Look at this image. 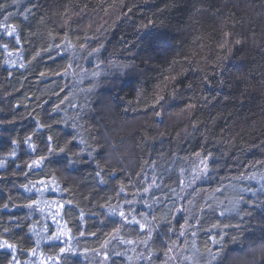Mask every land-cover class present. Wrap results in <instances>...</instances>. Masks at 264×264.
<instances>
[{
	"label": "clouds",
	"instance_id": "9594fccd",
	"mask_svg": "<svg viewBox=\"0 0 264 264\" xmlns=\"http://www.w3.org/2000/svg\"><path fill=\"white\" fill-rule=\"evenodd\" d=\"M46 2L50 10L46 17L50 15L60 26L65 12L78 17L87 47L73 50L69 46L66 51L89 63L102 59L107 69L128 71L110 74L112 85L105 79L94 83L95 103L86 112V138L76 121H64L61 137L50 127L54 118L28 120L26 98L15 96V85L8 88L6 82L0 83V139L15 145L0 151V176L25 174L9 172L8 165L20 144H26L31 154L24 165L31 163L58 175L70 189L68 199L74 201L65 212L74 229L71 239H66L67 225L64 232L57 225L55 235H44L46 229L36 233V248L49 243L61 257L60 264H192L196 242L203 243L200 236L208 235L202 232L204 226L223 220L217 215L220 208L255 207L264 199V159H256L264 157V76L249 79V62L240 58L241 53L257 48V55L264 56V47L257 45L258 38L264 43V0H184L179 20L187 17V28L169 29L147 59L167 62L180 44L191 50L193 31L201 33L200 43L189 55L186 75L181 73L179 81L169 82L141 101L149 104L145 112L124 111L116 93L117 83L139 76L137 60L145 58L136 51L134 59H114L123 55L119 50L123 42L116 40L118 32L111 29L132 30L141 39L151 34L146 27L157 31L151 25L137 26L133 20L140 8L151 6L150 0ZM109 36L112 41L105 47ZM6 63L11 67L13 62ZM106 96L115 107L111 117L101 110ZM19 105H25L23 110ZM17 121L27 123L18 126ZM17 127L27 129L23 136ZM195 147H203V153L193 155ZM13 186L26 193L22 199L28 211L22 220L36 212L43 214L44 206H50L46 191L31 181ZM34 190L39 194L35 207L28 203ZM48 191L63 198L60 185L49 186ZM92 232L95 239L89 238Z\"/></svg>",
	"mask_w": 264,
	"mask_h": 264
},
{
	"label": "trees",
	"instance_id": "16d2710c",
	"mask_svg": "<svg viewBox=\"0 0 264 264\" xmlns=\"http://www.w3.org/2000/svg\"><path fill=\"white\" fill-rule=\"evenodd\" d=\"M63 3L67 4L68 0H63ZM150 5L140 8L133 17L137 26L151 25L157 29L152 32L151 28L146 27L145 30L151 33L149 36L141 39L134 36L132 30L120 31L118 26L111 29L113 33L118 32L116 40L123 42L119 49L123 55L114 59L123 60L125 56L134 59L136 51L145 58L137 60L139 76L135 80L127 78L116 84V93L124 104V111H148L149 104L141 101L153 92L166 88L169 82L179 81L181 73L187 74L189 55L195 53V46L201 40V33L193 31L190 37L193 45L191 50L180 44L167 62L147 59L167 38L169 29L178 31L187 28L189 22L187 17L183 22L179 20L184 15V0H150ZM46 12H50L46 0H0V83L6 82L8 88L15 85V96L18 99L26 98V107L31 112L28 120L40 119L43 122L54 118L56 122L51 123L50 127L59 132L61 137L66 127L64 121L68 124L76 121L81 125V136L86 138V112L95 103L92 96L94 83L98 79H105L112 85L110 74L128 70L107 69L104 67L106 62L102 59L89 63L87 59L74 55V51H66L69 46L73 50L87 47L83 43L78 17L69 16L65 12L66 19L63 26H60L53 22L50 15L46 17ZM213 12L218 14V9H213ZM128 14L131 15V12ZM160 25H168L169 28L162 29ZM13 28L15 32L11 31ZM228 35L231 36V33ZM89 38L95 39V36ZM111 41L112 37L109 36L105 47ZM239 43L238 40L237 44ZM257 45L264 47L262 38L257 39ZM258 51L259 48L251 53H241L240 58L249 62L246 68L249 79L264 76V56L257 55ZM9 59L13 62L11 67L6 63ZM224 102L228 103L229 97L225 96ZM18 107L23 110L25 105ZM101 110L106 117L114 115L115 107L110 96L104 98ZM26 123L27 121H17L18 126ZM26 130L24 127H17L21 136ZM13 147L15 145L11 140L0 139V151L7 152ZM203 151V147H195L193 155ZM30 154L27 145L21 143L18 154L9 158L8 171L19 173L23 170L25 174L7 178L0 176V205H3L0 207V242L7 241V245L0 246V261L3 264H29V261L32 264H60L61 257L51 250L49 243H44L39 250L36 248V233L46 229L43 234L52 236L56 234L57 225L61 232H64V226L67 225L66 239H71L74 229L65 212L74 201L68 199L70 189L61 182L58 175L45 173L31 163L24 165L23 160ZM39 159L38 157L37 160ZM234 169L235 166L232 175H235ZM28 181L46 191L45 199L50 206L42 205L45 208L43 214L36 212L27 220H22L28 211L22 199L26 193L13 184ZM57 185L64 188L63 198L56 192L48 191L49 186L55 188ZM221 199L224 204L228 203L224 197ZM28 203L34 207L39 203V194L35 190ZM217 215L224 216L223 220L217 219L204 226L202 232L208 235L200 236L203 243L199 240L196 242V252L191 257L192 264H264V199H260L255 207L243 208L233 204L227 209L220 208ZM95 236V232L89 233L90 239H95Z\"/></svg>",
	"mask_w": 264,
	"mask_h": 264
},
{
	"label": "snow or ice",
	"instance_id": "6c2138e0",
	"mask_svg": "<svg viewBox=\"0 0 264 264\" xmlns=\"http://www.w3.org/2000/svg\"><path fill=\"white\" fill-rule=\"evenodd\" d=\"M12 32H15V29H11ZM22 66V65H21ZM7 245V241L0 242V246ZM8 247H11L10 245Z\"/></svg>",
	"mask_w": 264,
	"mask_h": 264
}]
</instances>
